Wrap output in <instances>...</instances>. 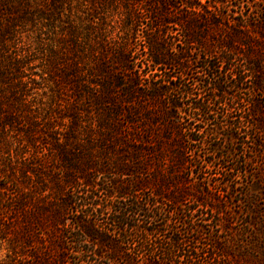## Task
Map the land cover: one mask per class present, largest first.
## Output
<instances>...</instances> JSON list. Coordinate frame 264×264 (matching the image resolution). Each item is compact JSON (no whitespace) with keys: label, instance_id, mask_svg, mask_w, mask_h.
<instances>
[{"label":"trees","instance_id":"1","mask_svg":"<svg viewBox=\"0 0 264 264\" xmlns=\"http://www.w3.org/2000/svg\"><path fill=\"white\" fill-rule=\"evenodd\" d=\"M2 246L264 264V0H0Z\"/></svg>","mask_w":264,"mask_h":264},{"label":"rangeland","instance_id":"2","mask_svg":"<svg viewBox=\"0 0 264 264\" xmlns=\"http://www.w3.org/2000/svg\"><path fill=\"white\" fill-rule=\"evenodd\" d=\"M233 115H234V113H233ZM217 168H213L212 170H211V173L213 174V173H216V170ZM197 175H196V174ZM193 175H194V177H197V176H199V174H200V172H199V170L197 171V172H195ZM199 173V174H198ZM185 175V174H184ZM192 174H190V176H191ZM214 175V174H213ZM5 253H6V249L4 248V246H2L1 248H0V258H3L4 256H5Z\"/></svg>","mask_w":264,"mask_h":264}]
</instances>
